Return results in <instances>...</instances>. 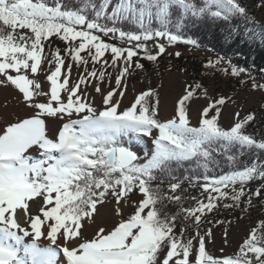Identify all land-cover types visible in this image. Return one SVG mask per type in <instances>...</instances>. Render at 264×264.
Here are the masks:
<instances>
[{
	"label": "snow or ice",
	"instance_id": "1",
	"mask_svg": "<svg viewBox=\"0 0 264 264\" xmlns=\"http://www.w3.org/2000/svg\"><path fill=\"white\" fill-rule=\"evenodd\" d=\"M75 3L80 6L63 0H0V87H13L32 110L0 129V264H264V220L235 255L214 257L206 249L213 232L205 225L232 223L213 221L209 214L221 207L246 212L253 198L264 201V139L246 132L255 114L241 119L237 112L236 122L224 128L220 106L227 98L221 97L203 108L193 125L187 102L199 84L187 86L166 120L159 118V97L152 89L121 108L126 77L144 68L140 59L155 62L166 52L159 39L169 45L182 40L171 28L179 32L193 18L255 24L248 7L241 0ZM257 7H264V0ZM255 35L264 40V28ZM53 38L65 47L52 48ZM45 61L47 89L37 78ZM73 63L83 72L70 86ZM207 63L216 67L220 60ZM109 68L120 69L114 86ZM245 71L233 67L231 74ZM88 87L101 96L100 107ZM252 87L264 90V84ZM48 118L64 121L54 137ZM134 146L143 149L142 155ZM254 181L259 184L253 191ZM185 184L202 189L203 199L192 197L193 207H183ZM133 193L143 198L137 202ZM110 200L117 216L122 202L134 212L86 239L85 222L94 221L98 205ZM166 202L179 211L164 212ZM189 227L194 235H186ZM223 235L227 244V227Z\"/></svg>",
	"mask_w": 264,
	"mask_h": 264
},
{
	"label": "rangeland",
	"instance_id": "2",
	"mask_svg": "<svg viewBox=\"0 0 264 264\" xmlns=\"http://www.w3.org/2000/svg\"><path fill=\"white\" fill-rule=\"evenodd\" d=\"M260 19L264 21V9L260 13ZM105 39L109 42L116 43V41L111 40L109 37H105ZM183 41L185 40L169 45L166 38L159 39V43L165 44L166 52L155 62L142 58L140 59L151 66L153 73L144 66L143 69H135L130 76L126 77L127 90L122 99L121 108L130 106L140 93L152 89L159 97V118L161 120H166L175 114L177 102L186 93L187 86L190 85L195 88V85L199 84L201 87L196 89L194 95L195 99L188 109L193 125L197 124L202 109L221 97L227 98L226 103L220 106L221 116L219 122L224 128H229L236 122L235 114L237 112H239L240 118L242 119L254 110H264V90L259 88L253 89L252 87L253 82L256 84H264V79L252 78L246 72H241L238 76L232 75L231 68L220 59L199 49L195 44H189ZM153 43L154 42H149L150 48H152ZM48 47L49 45H46V50ZM152 50L155 51V49ZM177 52L180 53L179 56L176 55ZM106 58L111 60L110 55H107ZM175 59L182 60L183 63L175 62ZM210 60L213 62L220 60V64L216 67H209L207 62ZM193 64L201 65L199 74L193 73L191 69ZM91 67V64H89V69ZM99 67L100 66L97 65V68ZM223 69H227V71ZM119 70V68L108 69V71L112 73L113 86ZM49 71V66L47 61H45L44 64H42L41 74L37 77L45 89L49 87V84L45 82V75ZM80 72H83V67L78 70L77 66L73 63L70 86L71 83L78 78ZM242 81H244V83H242ZM100 86L105 92L108 91L106 84H101ZM87 91L91 93V97L95 98L96 106L100 107L101 96L92 91V87H88ZM0 106H11V111H14L10 117H8L9 112H5L3 118L1 117L0 129L6 127L7 124L15 122L18 116L19 118H25L32 114V110L28 108L26 109L27 111H19V109L25 106L21 102L18 91L11 86L0 87ZM15 112H17V115H14ZM63 123L64 121L62 120L48 118L47 127L49 128V135L54 137L58 134ZM148 147H152L151 141H148ZM249 187L253 191L256 188L251 185H249ZM142 198L140 194H132V199L137 202ZM222 203H230V201H223ZM116 208L117 206L113 200L103 205H98V214L95 216L94 221L85 222V226L82 229L84 237L86 239H92L100 227L108 231L120 220L127 218L134 212V208L131 205L125 206L122 202L120 206L122 215L117 216L115 214ZM31 210L35 212L37 206L32 205ZM237 217L242 218L237 219ZM208 218L213 221H232L230 225H205V228L211 227L213 232V237L206 243V249L209 254L214 257L235 255L242 242L248 237L251 229L257 226L258 221L264 220V201L253 198V206L246 212H242L240 208L227 209L221 207L218 211L209 214ZM225 227L228 229L227 244H225L223 235ZM190 235H194V231H192ZM221 249H223V252H221Z\"/></svg>",
	"mask_w": 264,
	"mask_h": 264
},
{
	"label": "trees",
	"instance_id": "3",
	"mask_svg": "<svg viewBox=\"0 0 264 264\" xmlns=\"http://www.w3.org/2000/svg\"><path fill=\"white\" fill-rule=\"evenodd\" d=\"M63 2L72 7L80 6L75 3V0H63ZM94 2L98 4L99 0H94ZM113 2H115V0H113ZM197 2L199 3V0H197ZM241 2L248 7L251 16L257 23H248L239 18L233 19L231 23L221 20L213 21L210 18H193L195 22H186V26L181 28L179 32H177L175 28H171L170 31H172L173 34L181 35L182 40L195 41V45H197L199 49L220 59L229 68H243L252 78L264 79V40H262L258 35H255L259 33L262 28H264V21L260 19V13L264 7H257L259 0H241ZM110 10L111 9H109V11ZM87 14L90 17L92 16L91 12ZM155 26L156 25L154 24V27ZM124 27L128 28L129 26L125 25ZM253 35H255V38H249ZM51 46L53 48L59 47L63 49L65 44L59 39L53 38ZM140 61L147 70L153 73V69L150 65L143 60ZM174 61L183 63L182 60L179 59H175ZM200 66V64H193L191 67L193 73L195 72L199 74ZM194 99L195 98L193 97L189 102H187L188 109ZM251 113L255 114V119L246 126V132L254 135L258 140L264 139V110L257 109ZM134 150L137 151L138 154L142 155L143 153V149L140 146H134ZM261 158L264 159V153L261 154ZM241 159L249 160V157L243 156ZM224 171L226 172L228 169L225 168ZM179 175H184L183 170L180 171ZM258 184L259 181H254L250 185L257 187ZM183 187L188 188V191L183 193V207L189 208L195 206L196 200H193L192 197L203 199V196L201 195L202 189L199 185L189 187L185 184ZM162 188L165 190L167 189V182L162 185ZM204 196H206V193H204ZM163 211L169 214H175L179 211V208L175 203L166 202V207ZM180 224L181 220L178 219L176 229L177 232L180 230ZM192 231L193 229L189 227L186 235H190Z\"/></svg>",
	"mask_w": 264,
	"mask_h": 264
},
{
	"label": "bare ground",
	"instance_id": "4",
	"mask_svg": "<svg viewBox=\"0 0 264 264\" xmlns=\"http://www.w3.org/2000/svg\"><path fill=\"white\" fill-rule=\"evenodd\" d=\"M16 101V100H15ZM10 108H12L11 106H0V120L3 118V115L5 114V112H9L8 114V117H10L13 113H14V111H11V109ZM27 108H25V107H22L21 109H19V111H22V112H24L25 110H26ZM17 110V109H16ZM27 111V110H26ZM14 115H17V112H15V114ZM2 117V118H1ZM19 117V116H18ZM6 118V117H5ZM48 130H49V128H48ZM51 132V131H50ZM21 219H23V217H21Z\"/></svg>",
	"mask_w": 264,
	"mask_h": 264
}]
</instances>
